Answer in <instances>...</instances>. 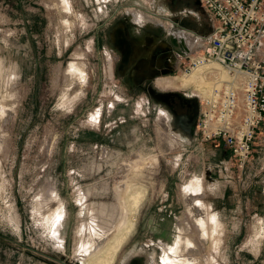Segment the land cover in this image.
<instances>
[{"label": "rangeland", "instance_id": "obj_1", "mask_svg": "<svg viewBox=\"0 0 264 264\" xmlns=\"http://www.w3.org/2000/svg\"><path fill=\"white\" fill-rule=\"evenodd\" d=\"M144 1L0 0V264H264V128L241 167L199 139L184 95L203 94L178 83L193 69L168 36L204 37L211 22L195 0L154 1L176 24L142 13ZM72 63L87 82L68 102ZM221 70L202 75L221 81ZM192 179L204 188L193 193ZM121 183L143 193L132 215ZM129 219L116 247L110 233Z\"/></svg>", "mask_w": 264, "mask_h": 264}, {"label": "built area", "instance_id": "obj_2", "mask_svg": "<svg viewBox=\"0 0 264 264\" xmlns=\"http://www.w3.org/2000/svg\"><path fill=\"white\" fill-rule=\"evenodd\" d=\"M197 1L211 31L200 36L196 53L185 54L190 61L186 71L214 62L228 79L212 84L206 95L184 96L196 110L194 132L199 139L221 143L241 167L258 129L264 128V0ZM191 53L196 55L190 58ZM205 75L217 78L212 72Z\"/></svg>", "mask_w": 264, "mask_h": 264}, {"label": "bare ground", "instance_id": "obj_3", "mask_svg": "<svg viewBox=\"0 0 264 264\" xmlns=\"http://www.w3.org/2000/svg\"><path fill=\"white\" fill-rule=\"evenodd\" d=\"M137 16H135V19L138 22L141 21V23H142L143 19L141 20V19L137 18ZM150 28L153 29L154 27L151 26ZM140 35L141 34H138L139 37H140ZM200 38L201 37H197L196 39H194L189 34H186V33H183V32H179V33H172V34L170 33V35L168 36V41L173 44L175 50L180 52L182 55H185V54H188L190 52H193L194 50H198L199 47H201L202 41L200 40ZM194 52H196V51H194ZM106 55H107V58L109 59V61L111 62L112 61V57H111L112 55L110 54V52H106ZM209 64H212V63H205V64H202V65H196L194 67L195 69L192 68L193 71L190 74H184L178 80V83L180 85L185 86V85H187L188 82L194 81L197 84V89L203 95H206L207 94V91H206L207 86L210 85V84L211 85L212 84L215 85V84L219 83V81H220V78H219V80L217 79L216 81L211 83L209 81L207 82L205 77H203V75H202L203 69H207V66ZM69 68H70L69 75H70V78L71 77L72 78L70 79V84H69L70 87H68L67 90L64 92V94H65L64 96L66 97L68 102H71V101H74L84 91V88H85V85H86V82H87V74L83 71V68L80 65H77L75 63H72ZM221 71H222L223 75H225V79H223V80L228 79L226 72L223 71V70H221ZM215 76L217 77V75H215ZM223 80H221V81H223ZM67 85H68V83H67ZM197 96H194V97H197ZM190 97H192V96H190ZM139 167H140V165H138V169H139ZM123 182H124V180H123ZM188 186L190 187V190H192L193 193H197L203 187L202 180L201 179H192L191 183ZM116 191H117V197L122 202L123 207L126 209L127 212L130 213V215H132L131 214L132 211L133 210L135 211L138 208L139 203L143 199L142 191L139 192V191H136V190H132L131 192H128V186L125 183H123V184L121 183V184L116 185ZM132 194H137V195H132ZM48 202L50 203V208L52 210H55L56 212H59L58 210H59L60 206H59V203H58L57 200H55L53 197H51V199ZM213 219L215 220V218L210 217L209 220L212 221ZM198 220L203 225L202 229H204V225L207 224V222H208L207 218L206 217H204V219L203 218H199ZM211 224L212 223H210V225ZM131 227H133V219L127 220L125 226L123 227V230H121L118 233L117 236H116V234H114V232L110 233L112 235L111 239H113L114 237L117 239L116 240V244H117L116 247H119L121 245L123 239H125V237L127 236V233L130 231ZM181 228H183V227H181ZM184 228L187 229V227H184ZM205 236H206V234H205ZM185 239H187V238H185ZM181 242L182 241H180V243L176 244V247L173 246L175 249H178V251L181 250ZM112 243H115V241L112 240ZM109 246H111V245H109ZM169 253H170V251H169ZM171 262H172L171 264H192L193 263L192 261H190V260H188L186 258H183V257H178L177 259H172Z\"/></svg>", "mask_w": 264, "mask_h": 264}, {"label": "crops", "instance_id": "obj_4", "mask_svg": "<svg viewBox=\"0 0 264 264\" xmlns=\"http://www.w3.org/2000/svg\"><path fill=\"white\" fill-rule=\"evenodd\" d=\"M153 1V2H152ZM154 1L155 0H151V2H149V3H146L145 1H144V3H142L141 5H140V8H142L141 10H142V13H145V14H150L151 16H153V18L155 17V18H159V20H161V19H165V20H167L169 23H172L173 22V24H176L174 21H172L171 19H169V18H167V17H165V16H163V15H161L162 13H163V10L165 9V7H164V4H159L158 3V5H159V9H154V8H152L151 7V4L153 5V3H154ZM148 4V5H147ZM199 6V5H198ZM147 12V13H146ZM148 14V15H149ZM167 15V14H166ZM162 21V20H161ZM154 22V21H153ZM155 23V22H154ZM160 24V23H159ZM154 26H156V24L154 25ZM162 24H160V26H156V29H158V30H162ZM183 29H184V31L185 32H190V33H192V34H194L195 35V33H193L192 31H191V29H188V28H186V27H183ZM200 35V36H202L201 34L202 33H197V35ZM198 35V36H199ZM186 114V113H185ZM184 120H186V119H184ZM191 133H193V131L191 132ZM222 145L221 143H219V142H217V145ZM225 150V149H224ZM225 152L226 153H228L229 154V152L228 151H226L225 150ZM230 155V154H229Z\"/></svg>", "mask_w": 264, "mask_h": 264}, {"label": "flooded vegetation", "instance_id": "obj_5", "mask_svg": "<svg viewBox=\"0 0 264 264\" xmlns=\"http://www.w3.org/2000/svg\"><path fill=\"white\" fill-rule=\"evenodd\" d=\"M152 5V4H151ZM166 5L164 4V7H165ZM166 8V7H165ZM156 53H157V56L160 54V50H158V51H156L154 54L156 55ZM161 99H162V101H165V102H167L168 104H169V106L171 107V108H173V107H175V105H177L176 103L177 102H175V99H173V98H171L170 97V95L168 96V95H166V96H161ZM179 102V101H178ZM182 103V102H181ZM186 106V105H185ZM186 109L188 110L187 111V113L185 114L186 116H187V118H190L189 120L191 121L192 120V115L190 114V106L188 105L187 107H186ZM176 120V119H175ZM190 121H188L187 119L185 120V122H187V123H185L186 125H188V123H190ZM176 122H178L177 120H176ZM178 124H179V122H178ZM144 246H145V250H148V249H150L149 248V245H147V244H144ZM134 254H136L134 257H136V259H137V261H140V251H137L136 253H134ZM130 260L131 259H128V257H127V259H126V263L125 264H130V263H132V260H131V262H130ZM128 261V262H127ZM159 263L160 264H162L161 263V261H160V259H159ZM145 264H147L146 263V261H145Z\"/></svg>", "mask_w": 264, "mask_h": 264}, {"label": "water", "instance_id": "obj_6", "mask_svg": "<svg viewBox=\"0 0 264 264\" xmlns=\"http://www.w3.org/2000/svg\"><path fill=\"white\" fill-rule=\"evenodd\" d=\"M195 3L196 4H198V1L197 0H195ZM149 39H150V37H148ZM153 42V41H152ZM151 44V43H150ZM155 48H153L152 47V50H151V52L153 53L155 50H154ZM155 53V52H154ZM195 109V108H194ZM195 116H196V110H195ZM194 122H195V117H194Z\"/></svg>", "mask_w": 264, "mask_h": 264}, {"label": "trees", "instance_id": "obj_7", "mask_svg": "<svg viewBox=\"0 0 264 264\" xmlns=\"http://www.w3.org/2000/svg\"><path fill=\"white\" fill-rule=\"evenodd\" d=\"M209 21H210V20H209ZM210 30H211V23H210ZM210 30H209V31H210ZM195 31H196V30H195ZM196 32H197V31H196ZM208 33H209V32H208Z\"/></svg>", "mask_w": 264, "mask_h": 264}]
</instances>
